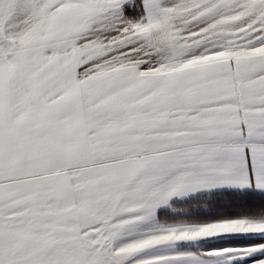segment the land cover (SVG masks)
Listing matches in <instances>:
<instances>
[{
	"label": "snow or ice",
	"instance_id": "1",
	"mask_svg": "<svg viewBox=\"0 0 264 264\" xmlns=\"http://www.w3.org/2000/svg\"><path fill=\"white\" fill-rule=\"evenodd\" d=\"M0 264H264V0H0Z\"/></svg>",
	"mask_w": 264,
	"mask_h": 264
}]
</instances>
